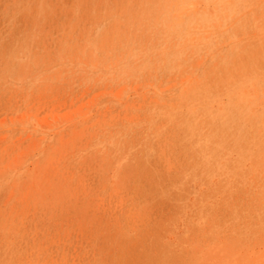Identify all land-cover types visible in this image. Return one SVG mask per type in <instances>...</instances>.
I'll use <instances>...</instances> for the list:
<instances>
[{"label": "rangeland", "instance_id": "374dc122", "mask_svg": "<svg viewBox=\"0 0 264 264\" xmlns=\"http://www.w3.org/2000/svg\"><path fill=\"white\" fill-rule=\"evenodd\" d=\"M5 263L264 264V0H0Z\"/></svg>", "mask_w": 264, "mask_h": 264}, {"label": "bare ground", "instance_id": "6f19581e", "mask_svg": "<svg viewBox=\"0 0 264 264\" xmlns=\"http://www.w3.org/2000/svg\"><path fill=\"white\" fill-rule=\"evenodd\" d=\"M138 94H139V93H138ZM128 96H129V95H128ZM44 147H45V146H44ZM47 151H48V150H47ZM47 151H46V152H47ZM38 154H39V153H38ZM53 155H54V154H53ZM6 168H7V167H6ZM15 176H16V175H15ZM16 180H17V179H16ZM7 184H9V183H7ZM18 184H19V183H18ZM92 191H93V190H92ZM107 193H108V192H107ZM80 197H81V196H80ZM190 203H191V202H190ZM130 213H131V212H130ZM121 216H123V215H121ZM126 217H127V216H126ZM126 217H125V218H126ZM27 226H28V225H27ZM27 226H26V227H27ZM31 228H32V226H31ZM26 229H27V228H26ZM20 233H21V232H20ZM17 234H18V233H17ZM17 234H16V235H17ZM28 235H29V234H28ZM36 235H37V234H36ZM24 237H25V236H24ZM16 238H18V237H16ZM35 238H36V237H35ZM28 239H30V238H28ZM17 240H18V239H17ZM30 240H31V239H30ZM20 242H21V241H20ZM27 242H28V241H27ZM30 242H31V241H30ZM18 243H19V242H18ZM11 244H12V243H11ZM8 245H9V243H8ZM15 246H16V245H15ZM22 247H23V246H22ZM19 248H20V247H19ZM19 248H18V249H19ZM16 250H17V249H16ZM21 251H22V250H21ZM21 251H20V252H21ZM34 251H35V250H34ZM24 252H25V251H24ZM16 253H17V252H16ZM27 253H28V252H27ZM34 253H35V252H34ZM7 254H8V253H7ZM12 254H15V253L12 252ZM17 254H18V253H17ZM28 254H29V253H28ZM58 254H59V253H58ZM22 255H23V254H22ZM45 255H47V254H45ZM5 256H6V255H5ZM10 256H11V255H10ZM18 256H19V255H18ZM57 256H58V255H57ZM15 257H17V256H15ZM20 257H21V256H20ZM23 257H24V255H23ZM27 257H28V256H27ZM34 258H35V257H34ZM12 259H13V258H12ZM16 259H17V258H16ZM38 259H39V258H38ZM30 260H31V259H30ZM35 260H36V259H35ZM23 261H24V260H23ZM47 261H48V260H47ZM9 262H10V261H9ZM14 262H15V261H14ZM26 262H27V261H26ZM11 263H12V262H11ZM66 263H67V262H66ZM5 264H6V263H5ZM13 264H14V263H13ZM23 264H24V263H23Z\"/></svg>", "mask_w": 264, "mask_h": 264}]
</instances>
